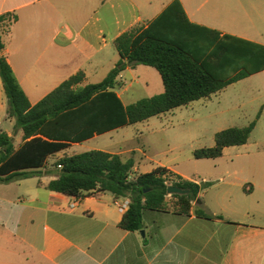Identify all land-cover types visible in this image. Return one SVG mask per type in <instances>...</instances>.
<instances>
[{
	"label": "crops",
	"instance_id": "1",
	"mask_svg": "<svg viewBox=\"0 0 264 264\" xmlns=\"http://www.w3.org/2000/svg\"><path fill=\"white\" fill-rule=\"evenodd\" d=\"M174 1L0 0V16L13 20L3 36V55L35 105L80 71L85 74L83 85L100 71L110 72L120 60L115 41L133 28H147ZM179 1L192 23L264 46V0ZM119 78L116 88L122 92L115 91L123 102L127 88ZM13 128L0 78V131L13 136ZM97 137L51 156L41 177L0 184V264H264V165L254 166L253 176L209 182L192 179L143 152L153 166L140 172L136 162L133 177L164 167L210 186L200 192L190 216L178 214L168 195L167 210H146L144 228L132 232L120 228L125 212L116 201L123 199L110 193L78 198L46 189L58 174L54 162L77 154L74 148ZM125 142L88 151L136 161L140 150L118 146ZM9 185L21 193L10 195ZM197 209L214 218L198 217Z\"/></svg>",
	"mask_w": 264,
	"mask_h": 264
},
{
	"label": "trees",
	"instance_id": "2",
	"mask_svg": "<svg viewBox=\"0 0 264 264\" xmlns=\"http://www.w3.org/2000/svg\"><path fill=\"white\" fill-rule=\"evenodd\" d=\"M12 22L9 15L0 16V78L8 118L15 122L14 133H23V144L17 148L14 137L0 131V184L41 177L49 158L71 144L209 98L264 71V46L192 23L175 0L147 28H133L115 41L120 60L102 82L83 86L85 74L80 71L32 105L3 55V36ZM139 65L160 74L164 91L125 106L115 91L117 79ZM258 119L259 115L246 127L218 132L215 146L196 150L194 157L216 159L226 148L247 144ZM135 166L134 157L124 159L102 150L64 155L54 162L58 174L46 189L78 198L110 193L117 200L128 199L120 228L134 232L144 228L146 210H167L169 187L187 191L172 194V206L178 214L190 216L192 204L210 186L185 180L164 167L133 177ZM195 213L214 218L202 209Z\"/></svg>",
	"mask_w": 264,
	"mask_h": 264
},
{
	"label": "rangeland",
	"instance_id": "3",
	"mask_svg": "<svg viewBox=\"0 0 264 264\" xmlns=\"http://www.w3.org/2000/svg\"><path fill=\"white\" fill-rule=\"evenodd\" d=\"M108 74L106 69L100 71L90 76L83 86L100 83ZM119 80L127 88L126 94H122L123 102L127 105L164 91L160 74L154 68L144 65L134 70H125ZM115 90L122 92L117 88ZM258 115L260 119L248 145L229 147L217 159L197 160L194 157L196 150L215 146L218 132L233 127H246ZM3 128L9 129V124L5 123ZM12 135L14 143L19 146L22 143L20 132L15 134L13 128ZM124 140L127 142L118 146L140 150L136 154L140 172H146L153 166L145 159L144 152L156 162L195 180L219 182L253 176L256 173L253 167L264 165V72L233 83L209 98L130 125L119 132L101 135L74 148V151L82 153L89 148H105ZM7 189L13 196L21 193V189L13 185L7 186ZM170 199L173 204L175 199L172 195Z\"/></svg>",
	"mask_w": 264,
	"mask_h": 264
},
{
	"label": "built area",
	"instance_id": "4",
	"mask_svg": "<svg viewBox=\"0 0 264 264\" xmlns=\"http://www.w3.org/2000/svg\"><path fill=\"white\" fill-rule=\"evenodd\" d=\"M116 204L122 212H126L129 209L130 201L128 199H123L122 201L118 200L116 201ZM71 207H74V204L71 205Z\"/></svg>",
	"mask_w": 264,
	"mask_h": 264
},
{
	"label": "water",
	"instance_id": "5",
	"mask_svg": "<svg viewBox=\"0 0 264 264\" xmlns=\"http://www.w3.org/2000/svg\"><path fill=\"white\" fill-rule=\"evenodd\" d=\"M168 193L169 194H186L187 191L181 190L180 188L177 187H169L168 188ZM142 235H144V232L142 231Z\"/></svg>",
	"mask_w": 264,
	"mask_h": 264
}]
</instances>
